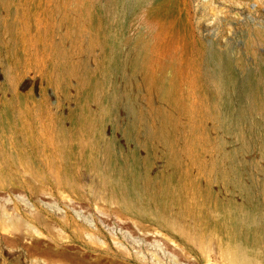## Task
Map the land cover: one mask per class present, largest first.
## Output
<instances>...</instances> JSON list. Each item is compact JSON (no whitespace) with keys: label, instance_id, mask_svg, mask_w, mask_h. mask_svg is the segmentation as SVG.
<instances>
[{"label":"rangeland","instance_id":"374dc122","mask_svg":"<svg viewBox=\"0 0 264 264\" xmlns=\"http://www.w3.org/2000/svg\"><path fill=\"white\" fill-rule=\"evenodd\" d=\"M215 238L264 263V0H0V264H227Z\"/></svg>","mask_w":264,"mask_h":264},{"label":"bare ground","instance_id":"6f19581e","mask_svg":"<svg viewBox=\"0 0 264 264\" xmlns=\"http://www.w3.org/2000/svg\"><path fill=\"white\" fill-rule=\"evenodd\" d=\"M149 23L154 28V32L152 35L154 42L157 41V43H159L160 45V42L162 40L164 41V45L160 47V51L164 52L167 56L175 57L177 55L176 43L178 41L176 40L174 35H170L167 32V20H160L156 17H152V19L149 20ZM116 199L117 201L115 202L118 207H127L125 201L119 200V198ZM159 221L166 225L168 228L177 231L182 237L186 238L188 241L193 242L194 244H197V242L200 243L197 235L193 234L191 231L183 227L177 222L174 217L168 215L165 211H159ZM214 243L217 246V252L220 255L221 259H223L227 264H264L260 259L255 256H252L251 254L245 252L243 249H240L239 247H229L225 243L221 242L219 238H215ZM206 247L207 246H205V248Z\"/></svg>","mask_w":264,"mask_h":264}]
</instances>
